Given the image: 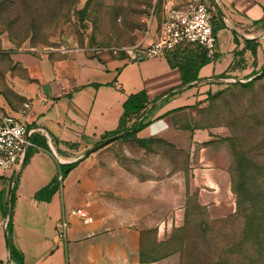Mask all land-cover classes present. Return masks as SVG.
I'll return each mask as SVG.
<instances>
[{"label":"crops","instance_id":"obj_1","mask_svg":"<svg viewBox=\"0 0 264 264\" xmlns=\"http://www.w3.org/2000/svg\"><path fill=\"white\" fill-rule=\"evenodd\" d=\"M208 1L216 6L223 23L216 24L215 58L207 59L198 70L192 87L182 85L178 68L165 56L130 60L113 55L111 49L77 46L10 52L14 69L8 70L5 78L12 93H0V114L42 129L44 133L37 135L49 150L40 146L29 150L30 157L13 176L17 184L10 213V242L22 264H180L179 254L168 241L172 218L159 220L154 213L142 216L136 206L127 211L122 203L99 196L94 156L83 154L103 135L118 129L122 105L129 95L145 93L150 104L147 122L161 116L170 105L181 103L196 85L221 76H257L262 71L263 65L257 63L260 37L254 34L264 33V0H216L217 5L215 0ZM212 14L216 16L214 10ZM245 31L253 35L246 36ZM25 104L30 105L29 110ZM156 106L159 111L152 116ZM193 141L197 142L196 137ZM76 161L59 181L60 166ZM199 171L193 181L201 204L216 201L220 211L228 210L223 202L226 195H221L223 171L215 180L209 168ZM54 182L58 187L53 195L46 192L36 197ZM205 182L213 188L201 189ZM163 192L159 207L165 211L172 199L169 201L166 189ZM72 210H81L88 221L69 216L66 239L57 241L54 225ZM150 230H155L153 242L148 238ZM8 263L7 250L0 264ZM10 264L15 263L11 260Z\"/></svg>","mask_w":264,"mask_h":264},{"label":"rangeland","instance_id":"obj_2","mask_svg":"<svg viewBox=\"0 0 264 264\" xmlns=\"http://www.w3.org/2000/svg\"><path fill=\"white\" fill-rule=\"evenodd\" d=\"M86 1L0 0L1 94L12 93L5 75L14 69L13 50L131 48L141 39L154 6L159 27L161 0H91L81 12ZM210 10L216 14L214 24H222L216 6L210 4ZM244 33L253 35L252 31ZM254 36L260 37L257 63L263 70L264 33ZM254 77L238 74L196 85L181 103L147 120V132L112 140L87 155L95 159L99 196L122 203L127 211L136 206L142 216L154 213L159 220L172 218L168 241L179 254L180 264H264V199L246 201V211L237 214L234 191L243 166L250 195H243L244 199L260 198L264 193V75L247 86ZM159 108L152 110V116ZM205 168L214 180L223 171L221 195H226L223 202L228 210L220 211L216 201L201 204L193 178ZM6 178L0 175V257L7 252L6 236L9 233L10 239L11 232L4 209L11 213V183L17 184L14 177L11 181L12 172ZM200 188L213 186L205 182ZM165 189L172 204L164 211L159 206ZM148 238L154 241L155 230L148 232Z\"/></svg>","mask_w":264,"mask_h":264},{"label":"built area","instance_id":"obj_3","mask_svg":"<svg viewBox=\"0 0 264 264\" xmlns=\"http://www.w3.org/2000/svg\"><path fill=\"white\" fill-rule=\"evenodd\" d=\"M214 2L217 5L216 0ZM160 3L159 27L155 22L154 6L139 42L131 48L111 49V53H125L130 60H141L161 57L178 47L193 45L203 51L206 59L213 61L217 50L210 4L206 0H161ZM222 79L228 78L217 77L212 80ZM24 108L29 110L30 105L25 104ZM37 133L43 134L44 131L0 114V172L3 178H6L8 171L12 172V176L17 173L29 149H38L31 141V137ZM58 180H61V176ZM69 216H78L84 223L88 221L81 210L70 211L68 216L64 215L54 225L57 241L64 242L66 239Z\"/></svg>","mask_w":264,"mask_h":264},{"label":"trees","instance_id":"obj_4","mask_svg":"<svg viewBox=\"0 0 264 264\" xmlns=\"http://www.w3.org/2000/svg\"><path fill=\"white\" fill-rule=\"evenodd\" d=\"M90 1L91 0L86 1L81 12L86 11ZM217 29H218V26L216 25V23L215 24L213 23V32L215 33L217 31ZM263 29H264V23H263ZM191 46H193V45H191ZM194 47H196V48L192 49L189 46H185L183 48L178 47L173 51L165 53V55H164L172 67L178 68V70L181 74V81H182L183 86L192 87L193 85H191V84L197 80L198 70L203 65H205L207 63V59H206L203 51L198 46H194ZM263 75H264V69L261 71V73L258 76L254 77L249 82H247L246 85L251 86L255 80H257L259 77H261ZM220 78H226V77L221 76ZM149 106H150V104H149V102L146 98V95L143 91L138 92L136 94L129 95L127 97L126 101L122 105L123 113H122L120 121H119L118 129L112 133H107V134L103 135V137H101L100 141L97 144L103 143L107 140L112 141L111 140L112 138L123 135L125 133H127V135L122 137L123 139H127L129 137L136 136V134L144 128V126L146 124V118H144L139 123V125L137 126V128L135 130H134V128L138 124V121L143 117V115L149 109ZM133 119H134L133 123H131L129 126H127V123ZM118 139H120V138H118ZM31 141L37 147L40 146L43 149H45L46 151H49L47 145L45 144V141L42 140L41 137H39L37 134H35L31 137ZM29 150H31V149H29ZM29 150L26 152L25 158L23 160V165L26 163V161L30 157V151ZM77 163H78V161L60 166V168L62 170L60 172L61 179L65 178L66 175L70 172V170H72L77 165ZM237 171H238V169H237ZM245 172H246V169H244V167L242 166L239 169V177L240 178L234 187L235 194L237 195V202H236L237 214H240V213H243L246 211V208L244 206V203L246 201H247V203H250V202L254 203L255 201L264 199V193H261L260 198L256 197L253 199L248 198V200L244 199L243 195H247V194L249 195V192L245 189V177H244ZM12 178H13V176H12ZM57 187H58V182H54L51 186L41 189L36 194V197L38 198V195L44 194L46 192H48L49 196H51L55 193ZM11 189H12V193H11L10 202H12L13 198H14V186H12ZM249 197H250V195H249ZM6 216H7V212H5V209H4V217H6ZM10 230H11V216L9 213L8 232ZM6 237L8 239V243H9L10 259L15 264H22V260L19 257V255L17 254V251L11 245V242L9 239V233Z\"/></svg>","mask_w":264,"mask_h":264},{"label":"water","instance_id":"obj_5","mask_svg":"<svg viewBox=\"0 0 264 264\" xmlns=\"http://www.w3.org/2000/svg\"><path fill=\"white\" fill-rule=\"evenodd\" d=\"M148 111H149V109H148ZM148 111H147V112H148ZM147 112L144 114V116L142 117V119H140V120L138 121V124L135 126L134 130L137 128V126L139 125V123H140V122L143 120V118L146 116ZM126 135H127V133H125V134H123V135H120V136H117V137H114V138H112L111 140H116V139H118V138H122V137H124V136H126ZM109 142H110V140H107V141L101 143L100 145H97V146L94 147L93 149H90V150H88L87 152H85V153L83 154V156H87L88 154H91L92 152L96 151L97 149L101 148L103 145H106V144L109 143ZM11 188H12V185H11ZM9 200H11V192L9 193L8 201H9ZM8 221H9V213H7L6 226H8ZM6 245H7V250H8V254H9V262L11 263V260H10V253H9V243H8V239H6Z\"/></svg>","mask_w":264,"mask_h":264}]
</instances>
